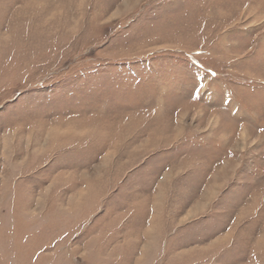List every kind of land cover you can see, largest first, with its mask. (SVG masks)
<instances>
[{"label":"rangeland","instance_id":"rangeland-1","mask_svg":"<svg viewBox=\"0 0 264 264\" xmlns=\"http://www.w3.org/2000/svg\"><path fill=\"white\" fill-rule=\"evenodd\" d=\"M0 264H264V0H0Z\"/></svg>","mask_w":264,"mask_h":264}]
</instances>
